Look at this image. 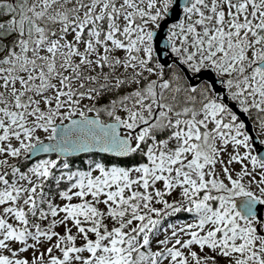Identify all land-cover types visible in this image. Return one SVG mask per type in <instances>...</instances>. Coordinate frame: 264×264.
<instances>
[{"label": "snow or ice", "instance_id": "6c2138e0", "mask_svg": "<svg viewBox=\"0 0 264 264\" xmlns=\"http://www.w3.org/2000/svg\"><path fill=\"white\" fill-rule=\"evenodd\" d=\"M0 264H264V0H0Z\"/></svg>", "mask_w": 264, "mask_h": 264}, {"label": "water", "instance_id": "95a60500", "mask_svg": "<svg viewBox=\"0 0 264 264\" xmlns=\"http://www.w3.org/2000/svg\"><path fill=\"white\" fill-rule=\"evenodd\" d=\"M163 45H162V43H161V47H162Z\"/></svg>", "mask_w": 264, "mask_h": 264}, {"label": "rangeland", "instance_id": "374dc122", "mask_svg": "<svg viewBox=\"0 0 264 264\" xmlns=\"http://www.w3.org/2000/svg\"><path fill=\"white\" fill-rule=\"evenodd\" d=\"M27 255V253H25Z\"/></svg>", "mask_w": 264, "mask_h": 264}]
</instances>
